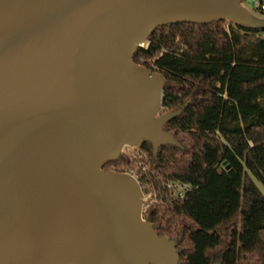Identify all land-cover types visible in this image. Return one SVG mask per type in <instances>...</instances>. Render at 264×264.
I'll use <instances>...</instances> for the list:
<instances>
[{
  "label": "water",
  "instance_id": "water-1",
  "mask_svg": "<svg viewBox=\"0 0 264 264\" xmlns=\"http://www.w3.org/2000/svg\"><path fill=\"white\" fill-rule=\"evenodd\" d=\"M244 1L0 0V264H178L137 182L103 167L125 146L179 147L141 45L233 14L255 26Z\"/></svg>",
  "mask_w": 264,
  "mask_h": 264
},
{
  "label": "trees",
  "instance_id": "trees-1",
  "mask_svg": "<svg viewBox=\"0 0 264 264\" xmlns=\"http://www.w3.org/2000/svg\"><path fill=\"white\" fill-rule=\"evenodd\" d=\"M146 42L133 62L164 78L162 115L181 114L163 127L179 147L141 145L158 198L144 220L175 241L178 264H264V26L168 25ZM168 183L184 197L169 199Z\"/></svg>",
  "mask_w": 264,
  "mask_h": 264
},
{
  "label": "built area",
  "instance_id": "built-area-1",
  "mask_svg": "<svg viewBox=\"0 0 264 264\" xmlns=\"http://www.w3.org/2000/svg\"><path fill=\"white\" fill-rule=\"evenodd\" d=\"M251 1L255 4V9L261 14L262 19L264 20V2L260 0ZM147 46L148 44L145 42L141 45V48H147ZM120 157H123L130 164V167L126 170V172H124V174L132 177L137 182L141 190L143 217L148 208L158 201L157 195L153 190L146 192V189H148L147 184L143 183V181L147 180L151 176H154L156 173L154 174V171L150 169L147 154L141 150V147L125 146L121 150ZM103 170L119 173L114 167ZM141 182L143 184L140 186ZM187 190L188 186L184 184L168 183L166 185L168 198L173 200L182 199Z\"/></svg>",
  "mask_w": 264,
  "mask_h": 264
},
{
  "label": "rangeland",
  "instance_id": "rangeland-1",
  "mask_svg": "<svg viewBox=\"0 0 264 264\" xmlns=\"http://www.w3.org/2000/svg\"><path fill=\"white\" fill-rule=\"evenodd\" d=\"M260 1L264 2V0H260ZM241 14H243L245 18H252L255 26H264V21L261 18V14L255 9V4L251 0L242 2L241 5L237 8L236 15H241ZM233 19H235V14L225 19V22L227 24L233 23L234 22ZM260 103L264 106V100H262ZM258 188L264 195V190L261 187Z\"/></svg>",
  "mask_w": 264,
  "mask_h": 264
},
{
  "label": "crops",
  "instance_id": "crops-1",
  "mask_svg": "<svg viewBox=\"0 0 264 264\" xmlns=\"http://www.w3.org/2000/svg\"><path fill=\"white\" fill-rule=\"evenodd\" d=\"M261 18H262V16H261ZM233 23H235V22H233Z\"/></svg>",
  "mask_w": 264,
  "mask_h": 264
}]
</instances>
